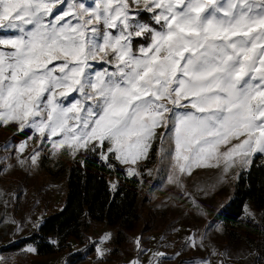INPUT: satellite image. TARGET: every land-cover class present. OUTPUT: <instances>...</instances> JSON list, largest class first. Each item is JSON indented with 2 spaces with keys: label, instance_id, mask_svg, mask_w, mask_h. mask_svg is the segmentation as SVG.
Here are the masks:
<instances>
[{
  "label": "snow or ice",
  "instance_id": "obj_1",
  "mask_svg": "<svg viewBox=\"0 0 264 264\" xmlns=\"http://www.w3.org/2000/svg\"><path fill=\"white\" fill-rule=\"evenodd\" d=\"M63 3L0 0V124L18 125L27 139L38 135L50 155L75 158L84 151L110 169L123 165L138 183L145 171L140 162L157 145L162 161H174L169 182L177 187L186 186L179 178L194 168L222 164L227 173L264 153V0H143L148 17L130 13L140 0H99L95 7L72 0L61 14ZM26 147L21 143L18 151ZM29 158L37 165L42 157L35 150ZM7 167L0 158V173ZM191 237L187 249L207 251ZM113 240L105 233L100 243ZM135 244L128 264H150L140 259L142 237ZM24 251L39 254L31 245ZM113 251L96 246L97 261ZM3 252L0 247V264H7ZM217 253L219 264L230 258L228 246L210 255ZM210 255L187 264H210ZM250 255L256 264L264 261L259 249Z\"/></svg>",
  "mask_w": 264,
  "mask_h": 264
},
{
  "label": "rangeland",
  "instance_id": "obj_2",
  "mask_svg": "<svg viewBox=\"0 0 264 264\" xmlns=\"http://www.w3.org/2000/svg\"><path fill=\"white\" fill-rule=\"evenodd\" d=\"M98 2L99 0H86L87 5L91 7H95ZM220 2L224 4L227 0ZM70 3L72 0H65V3L57 5V10L62 14ZM131 12H140L142 17L149 15L143 12V0H140L139 6L133 3ZM14 135H19L18 142L13 140ZM29 135L28 131L20 132L18 125L14 123L0 124V158L8 165L5 171L0 173V200L7 202L6 209L0 208V215L4 216V221L0 222V247L28 236L45 217L60 210L65 195L68 165L85 154L81 151L75 158L66 154L50 155V144L40 148L41 138L32 133L33 138L27 139ZM21 143L27 145L23 153L18 151ZM35 150H39L42 157L37 165H33L30 158L28 159ZM255 156L264 160V153H257L253 158ZM150 157L149 160L140 162L145 169L142 182L138 183L140 178H135L138 210L141 215L136 230L148 228V231L141 236L130 234V240L123 242L119 251L114 254L113 264H128L138 252L135 240L141 237L142 247L146 251L140 259L149 261L150 264H181L182 261L187 264L192 257L210 255L212 249L221 250L226 246L230 248V258H226L224 264H256L255 257L250 255L256 249H259L264 257V209H254L246 204L235 238L224 236L220 223L216 221L212 230L205 235L208 222L212 221L231 199L236 177L240 172L246 171L249 165L237 163L227 173L223 171L222 164L217 168H194L190 175L185 173L179 178L186 186L177 187L175 181L169 182V177L173 175L174 161L166 163L161 160L159 145L150 153ZM117 168L126 176L125 166L117 163ZM109 183L112 187L113 177ZM194 185L203 190L194 189ZM177 196L181 198L175 200ZM193 198L198 200L196 207L192 206ZM245 209L255 213L254 220L248 217ZM13 219L15 223L12 222ZM110 232L111 228L107 225L94 223L88 230V239L95 241V247L110 248L108 244L100 243L101 236ZM190 232L191 242L203 246L207 251L193 252L185 247L189 242ZM177 252L182 255L176 257ZM160 253L172 258H161ZM64 256L63 251L41 258L32 257L28 264H63ZM217 257L218 253L211 254L210 264H219ZM95 259L97 257L94 249L90 261ZM261 264H264V261H261Z\"/></svg>",
  "mask_w": 264,
  "mask_h": 264
},
{
  "label": "trees",
  "instance_id": "obj_3",
  "mask_svg": "<svg viewBox=\"0 0 264 264\" xmlns=\"http://www.w3.org/2000/svg\"><path fill=\"white\" fill-rule=\"evenodd\" d=\"M12 138L17 142L20 140L19 135ZM112 177L116 189L110 186ZM137 196L135 178L126 177L119 168L110 169L96 155L85 153L68 165L60 210L45 217L31 234L16 240L14 247H7L10 243L3 247V255L9 258L7 264H25L32 257L41 258L63 251V264L66 259H71L72 264H113L114 254L123 242L130 240V234L141 236L148 231V228L136 230L141 220ZM246 204L254 209H264V160L260 156H255L248 169L238 174L231 199L219 217H215L224 236L236 237ZM94 223L107 225L114 236L108 243L114 251L100 261H90L95 243H90L88 230ZM29 237L31 239H25ZM50 239L58 241V247L50 243ZM27 245L38 248L39 254L24 251Z\"/></svg>",
  "mask_w": 264,
  "mask_h": 264
},
{
  "label": "crops",
  "instance_id": "obj_4",
  "mask_svg": "<svg viewBox=\"0 0 264 264\" xmlns=\"http://www.w3.org/2000/svg\"><path fill=\"white\" fill-rule=\"evenodd\" d=\"M35 258V257H34ZM30 261V259L25 263V264H28V262Z\"/></svg>",
  "mask_w": 264,
  "mask_h": 264
}]
</instances>
